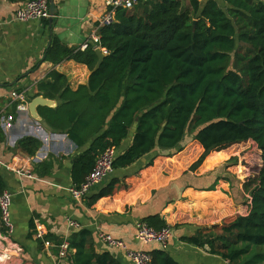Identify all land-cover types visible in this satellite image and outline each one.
Masks as SVG:
<instances>
[{"label": "trees", "instance_id": "16d2710c", "mask_svg": "<svg viewBox=\"0 0 264 264\" xmlns=\"http://www.w3.org/2000/svg\"><path fill=\"white\" fill-rule=\"evenodd\" d=\"M225 1L226 8L215 1L201 7L198 0H141L130 11L117 10L115 23L97 32L96 46L107 56L95 72V46L69 48L53 37L45 61L85 65L88 83L72 89L67 77L53 70L38 83L32 99L58 97L57 107L39 108L41 118L78 148L92 141L74 162L76 187L102 153L121 148L137 122L131 145L117 154L114 168H130L146 157L148 162L136 175L114 179L89 205L133 191L189 144L202 149L189 171L212 153L230 154L228 169L241 180L245 215L226 218L222 227L200 229L183 240L209 247L229 264H264V4ZM189 133L193 138L187 142ZM17 149L34 157L40 142L28 137ZM50 166L45 162L39 169L45 175ZM4 191L0 177V196ZM145 221L155 229L168 226L159 217ZM48 239L58 247L66 241ZM67 242L75 251L73 264H119L110 253L96 251L87 230ZM150 254L153 264H179L165 251Z\"/></svg>", "mask_w": 264, "mask_h": 264}, {"label": "crops", "instance_id": "0c3cea01", "mask_svg": "<svg viewBox=\"0 0 264 264\" xmlns=\"http://www.w3.org/2000/svg\"><path fill=\"white\" fill-rule=\"evenodd\" d=\"M28 1L0 0V177L6 191L13 195L11 218L15 226L14 235L8 238L0 220V264H73L75 251L63 253L48 236L68 243L80 230L92 234L98 253H110L119 264L133 263L122 249L103 242L100 233L122 240L132 250L165 251L179 264H229L211 254L209 247L183 240L200 229L222 227L226 218L245 215L242 204L246 197L240 188L241 180L228 169L231 155L226 152L210 154L197 170L189 171L202 152L197 144H189L184 152L164 161L157 172L133 191L119 194L120 198H103L89 205L90 199L114 179L136 175L148 162L147 157L145 162L115 170L83 201L71 197L69 190L77 188L72 177L74 162L92 141L78 148L65 132L52 129L41 118L39 109L37 120L28 111L19 112L11 93L24 92L31 102L38 92V83L53 70L65 75L72 89L87 84L90 71L85 65L73 61L54 65L45 61L46 53L53 37L69 48H99L98 25L109 0H53V19L16 21L15 13ZM198 1L201 7L209 1L221 8L228 7L225 0ZM260 1L264 4V0ZM52 101L55 105L51 108L60 103L58 97ZM28 137L40 142L34 157L17 149L18 142ZM131 142V138L125 140L117 154L124 153ZM45 162L51 166L44 175L39 166ZM153 217L164 220L173 230L167 249L141 244L135 238L138 223ZM70 221L79 227H71ZM38 229L45 234L43 240L36 237Z\"/></svg>", "mask_w": 264, "mask_h": 264}, {"label": "built area", "instance_id": "2783aa9c", "mask_svg": "<svg viewBox=\"0 0 264 264\" xmlns=\"http://www.w3.org/2000/svg\"><path fill=\"white\" fill-rule=\"evenodd\" d=\"M140 1L141 0H109L106 6V12L100 19L98 27L101 28L114 24L117 10L130 11L134 9ZM14 17L15 20L19 22L49 20L51 18L50 0H29L22 8L17 10ZM98 40L97 38V42ZM11 100L16 104V109L19 112L28 111L30 102L24 92L12 91ZM1 116L0 114V123L2 120ZM116 157L117 152L112 148L102 153L98 157L93 171L87 175L84 182L79 187L69 190L71 197L77 202L83 201L95 186L112 176L115 172L114 162ZM19 173L22 174V172ZM29 177L31 176L29 175ZM12 199L13 195L9 191H4L0 196V220L8 238H11L15 233V226L11 218ZM70 226L73 228L79 227L74 221H70ZM36 237L43 240L45 234L41 229H38ZM99 237L110 247L122 249L133 264H153V256L150 253L144 250H132L122 240L116 239L103 232L100 233ZM172 237L173 230L169 225L162 229H155L146 222L138 223L135 233V238L139 243L144 245L157 244L163 249H167ZM60 248L63 253L67 252L69 250V244L64 243Z\"/></svg>", "mask_w": 264, "mask_h": 264}, {"label": "water", "instance_id": "95a60500", "mask_svg": "<svg viewBox=\"0 0 264 264\" xmlns=\"http://www.w3.org/2000/svg\"><path fill=\"white\" fill-rule=\"evenodd\" d=\"M50 14L52 19L55 17L56 14L55 4L53 0H50ZM95 52L98 56V62L93 72L97 71L101 67L105 57L107 56V54L104 51H102L101 48L95 49ZM54 105H55L54 101L39 96L31 100V102L29 103L28 112L31 114V116L34 119L37 120L39 118L38 109L40 107H53ZM136 130H137V122L134 124L132 128L129 134V138L133 139ZM142 161L145 162L146 158H143Z\"/></svg>", "mask_w": 264, "mask_h": 264}, {"label": "rangeland", "instance_id": "374dc122", "mask_svg": "<svg viewBox=\"0 0 264 264\" xmlns=\"http://www.w3.org/2000/svg\"><path fill=\"white\" fill-rule=\"evenodd\" d=\"M192 138H193L192 134L189 133V134L187 135V138H186L187 142L191 141ZM187 142H186V143H187ZM251 175H253V174L251 173Z\"/></svg>", "mask_w": 264, "mask_h": 264}]
</instances>
